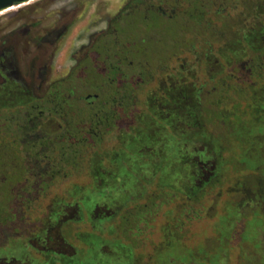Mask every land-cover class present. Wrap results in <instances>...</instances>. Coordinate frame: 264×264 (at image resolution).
<instances>
[{"label": "rangeland", "instance_id": "374dc122", "mask_svg": "<svg viewBox=\"0 0 264 264\" xmlns=\"http://www.w3.org/2000/svg\"><path fill=\"white\" fill-rule=\"evenodd\" d=\"M128 2L129 0H32L28 4L17 5V8L13 11L9 10L0 14V38L13 30L22 29L26 24L32 28L35 27L31 33L32 36H35L40 31L52 30L58 23L64 26L68 24L71 18L78 17L67 35L64 36L55 49L49 81V83H52L69 76L76 63L75 58L80 56L82 49L89 47L102 34L108 32L109 21L121 12ZM34 4L37 5L35 8L31 10L27 9ZM20 10H24V12L15 16ZM260 11L264 12V6L260 7ZM183 20L184 18L182 16L177 18H162L152 25L153 28L147 29L146 32L137 26L136 20H130L126 23L122 32V42L124 44L126 42H134L137 45V48L133 49L135 50L140 47V41L146 39L143 47L147 50V58L151 61V66H139L147 75L151 74V81L147 83L145 77L144 79H141L140 76L138 77L139 79L136 78L138 75L136 67L122 66V76H120V79L126 87L129 86L131 89L133 88L132 86L142 82L136 91L137 94H141V103L137 109L139 119L137 124L134 125L135 127L133 126L131 128V132L134 135H131V140L129 138L128 140L127 138L125 139L126 134L124 132H129L130 127L125 129L128 124L126 126L123 124L125 128L123 127L115 131L106 138L103 148L92 159L94 160L95 176L98 180L94 181V177L89 175V171L88 173L85 171L80 176H73L69 181L60 182L44 198H40L37 201L32 200L26 209L19 208L18 203L10 205L11 193L9 192V188L6 187L5 190L0 188V258L7 257L10 259V256L16 255L20 260L23 259L22 261H24L27 253H29L31 255L30 264H131L130 262L136 264L140 258L139 256L143 255L142 260L148 261V255L159 252L162 254V261L165 260V256H169L170 254L176 256L179 254L181 262L206 264L204 257L207 256L210 258L211 264H216L221 250H226L227 253L231 250L229 244L228 246L227 244L224 246L218 243V239L227 238L229 240L232 235L231 231L227 230L228 227L224 228L226 226L222 225L224 222L221 217V212L222 209L226 208L228 209L229 215H232V213L235 214L236 206L241 209L245 206V197L243 198L240 195L231 197L232 194H228L227 192L231 188H235L238 181L243 182L244 175H248L251 172V169L243 170L241 165H236L237 163L247 162L248 167H254V163L251 165L247 161L251 156L247 158L243 155V158L240 150L237 148L238 143L234 141L232 136L230 138L226 135L228 142L226 148L228 150L226 149L222 153L219 149L221 145H207V141L212 136L211 134L216 135L219 131L221 132L220 126H203L202 129L197 128L194 131L187 128V126H180L178 136L176 134L168 135L167 133H170V131L172 133L170 126L162 121V125H164L160 127L161 121L157 120L159 118L156 119L158 124H155L148 117V113L149 116L153 114L151 112L152 108L153 110L159 109V111L165 109L163 104L166 101L165 96L170 94L171 89L169 88L172 81H175V83L178 82L176 84L179 87L180 101L183 100V97H181L182 94H200L199 99L204 103L208 102V99L204 97L205 91L208 89L211 90L213 86L231 75L233 66L230 64L247 59L251 52L248 48L257 46L259 48L264 41L261 40L260 36H257L258 38L253 36V39L247 44L238 43L234 45L232 41H223L221 44H215L214 48L216 51L219 47L226 46H229V50L227 49L226 53L222 56L216 55L213 57L209 60V64L206 62L207 59L204 60L205 57H203L198 49V55H201V57H194L193 54L191 56L185 53L182 56V61H172L173 64H169L168 66H157L160 61H165L170 56L173 49L178 48L185 34L189 33L191 28L193 29L191 24L187 25ZM34 45L36 44L33 43L30 53H27L28 56L35 52L36 46ZM27 54L23 56L24 63L29 62ZM197 57L198 59L203 58L202 64L200 63L199 66L195 64L188 66ZM134 59L140 60L141 55L135 54ZM116 63L118 64V62ZM182 63H186L185 66H181ZM89 66L92 65L90 64ZM85 77L86 80L83 81V84H93L96 87L105 85L102 78L93 76V74L88 75V77L86 75ZM111 93L113 94V88L110 87V90L106 89L103 92L104 98H109ZM87 94L93 95L95 92L89 90ZM162 96H164V99H161ZM197 102L198 100L195 98V102L188 104L185 102L182 105V107H188L190 112L193 113L195 117L194 122L196 123H198V119H201V112L198 109ZM242 103V108H244L246 103ZM193 107L194 110H192ZM154 114H157V112ZM180 114H182L180 122L182 120L185 122L186 119L184 118L187 117L180 112L178 116ZM141 118L142 122L140 121ZM249 120V113L244 114L240 112V114L236 113L229 120H225V124H231L234 130H239V124L243 122L246 124ZM249 125L246 127L243 126L242 128L245 132L249 131L250 135L254 134L256 136L258 144L256 146L257 149L253 152L258 153L259 157L261 155V160H264V148H262V146L264 147V123L262 124V128L258 129H256L255 124L251 123ZM59 126L60 122L58 120L50 119L44 125V130L48 133H56L59 131ZM144 126H152L154 129L158 128L159 139L163 140L167 138L169 144L166 146L165 141L159 144L153 142V147L156 144L160 145L156 146L155 153L149 156V152L147 151L146 158H141L142 153H140L138 147H141L142 141L139 145L135 143H138L142 138L144 139V135H141V132L140 134L137 133L138 128H144ZM205 129L209 135L207 133L204 135ZM138 138L141 139L136 141ZM147 139L149 140L150 138L147 136ZM172 140L173 142H171ZM170 142L173 149L169 146ZM179 142H181V145L185 144L187 146V155H184L185 158L180 153ZM220 142L224 145L226 144L224 141ZM204 147L208 149L204 151ZM193 148H197V150ZM183 150L185 151V149ZM197 152H205V154L210 156H216L222 163L225 161L221 167V171L217 174L218 176L224 175V177H221L218 186L210 187L211 184H209L205 187V190L211 191L212 193L204 199V202L207 208H213L211 209V213H213L212 215L214 217L209 219L206 216L202 220L195 222L192 228L193 235L190 234L191 231H187L179 237L180 242L175 243L173 241L175 250L174 253H171L166 251L165 243L167 239L171 238L170 232L172 222L174 221L173 214L171 213V216H168L167 212L175 208V206L170 205L162 208L160 214L154 221L153 227L147 229L142 236L138 237V241L141 242L143 239H147L146 249L144 250V246L140 244L139 247L134 249V246L138 245L136 244L137 236H129V232H131V226L140 219L139 212L136 209L134 210V208L138 205H145L148 202V197L157 190L158 186L161 187L162 184H166L165 186L168 185V189L173 188L188 194L187 187L189 186H187V182L190 173L193 171L192 164L189 163H191V157L198 158L199 153ZM112 153H121L124 156V160L120 162L124 166L121 172L122 175L118 179H115L116 181L110 179L112 177L110 171H113ZM142 159L146 163L141 162ZM259 165L262 167L261 174L263 175L264 163H260ZM159 167L160 169H158ZM98 168L103 169L102 174ZM92 185L93 187L108 186L107 188H111V190L103 193L102 189H100L99 193L96 192V194L94 192L87 193L86 188ZM76 187L80 188L81 192L75 190ZM71 192L74 194L73 197ZM94 195L99 196L102 202L99 203L94 198ZM110 201L117 203L121 207L126 206L127 211H134L129 213L124 221H120L119 213L115 214L114 212L118 208L114 209V203ZM97 202L100 207H97V204L91 211H87L84 207V203L92 207ZM65 205H68V207L66 208ZM148 210L150 209L145 208V211ZM243 211L242 209L241 212ZM199 213L203 216L201 210H199ZM50 214H53L54 218L50 226L57 228L61 218V223L64 222V225L60 227L62 230L67 231L66 235L68 240L72 243V245L69 243L70 246L63 244L62 247H66L67 253L74 252L75 250H77V253H73V256H61V258L57 256L55 257L57 260H50L48 263H43V257L39 255V251L36 250V247L30 241L33 240L34 242L36 238L39 239L41 237L43 239L45 237L46 234L42 233L43 227L48 225ZM63 214H66V216H60ZM236 219V233L233 236L235 244L232 246L234 250L224 260H228L229 264H237L238 262L241 264H264L263 259L259 258L261 256L260 250L254 253V247L251 249V243L249 242L244 246L242 245L247 240L255 242L261 239V234L259 236V233L264 228V214L259 212L257 216H253L250 220H246L242 216H237ZM118 226H120L119 231L117 229ZM140 227L142 229L144 228L143 225ZM58 230H56V233H58ZM127 232L129 238L121 236V234ZM117 235L119 237L121 236L122 239L118 238ZM126 240H129V242ZM204 240H207L206 244L203 243ZM239 242V247H236L235 245ZM39 247L42 248V245ZM192 248H194L195 252L194 259L189 257L190 252L188 250ZM52 254L54 253L52 252ZM128 257H131L132 261Z\"/></svg>", "mask_w": 264, "mask_h": 264}, {"label": "trees", "instance_id": "16d2710c", "mask_svg": "<svg viewBox=\"0 0 264 264\" xmlns=\"http://www.w3.org/2000/svg\"><path fill=\"white\" fill-rule=\"evenodd\" d=\"M127 5L115 18L109 21L110 31L102 34L94 43V50L90 57L92 62L102 64L105 61L115 64V62L125 63L128 61L129 53L137 48L134 42L124 44L121 40L124 27L130 20H136L137 26L146 32L147 29L153 28L152 25L159 19L182 16L183 22L187 25L191 24L193 27L186 34H192L194 37L188 41L183 39L179 43V47H188L194 56L201 57L197 52L199 49L208 64L209 60L216 55H224L229 47H219L216 51L215 44H221L223 41H232L234 45L247 44L253 39V36L256 38L260 36L264 41V12L260 11V7L264 6V0H130ZM36 6L34 4L27 9L31 10ZM22 12L24 10H20L15 16ZM76 19L78 17L71 18L65 35L74 25ZM61 25L58 23L52 30H45L43 34L49 31H58L62 28ZM9 36L17 37V34H10L6 37ZM142 42L143 40L140 41L141 44ZM55 49L52 50L53 54ZM248 49L251 52L247 59L230 64L233 66L231 75L213 86L211 90L205 91L204 97L208 99V102L204 103L201 99L197 102L201 112V125L221 127V132L219 131L216 135L211 134L212 136L207 142L221 145L219 149L222 153L228 145L226 135L230 138L232 136L238 143L237 148L242 156L245 155L247 158L250 154L256 156L253 151V153L248 152V145L255 135H250L249 131L245 132L242 127L250 126L249 124L252 123L258 129L262 128L264 123V42L259 48L257 46ZM16 53L19 57L20 52L17 50ZM22 62L19 59V68L21 67L19 63ZM120 69L121 66H110L108 73L102 71L100 66H86L82 71H73L68 77L52 83H49L50 77L42 80L39 77L37 79L35 75L34 83L40 89L35 92L34 99L27 104L0 110V188L3 190L6 187L9 188L10 205L18 203L19 208L26 209L32 200L37 201L44 198L60 182L69 181L73 176H80L85 171L87 173L89 171V175L94 177V181L98 180L95 176L93 157L103 148L108 136L124 127L125 120L130 113L136 110L138 105L136 91L140 83L136 84V87L132 86L131 89L129 86L126 87L120 79L122 76ZM20 72L23 73L22 68H20ZM92 74L102 78L105 85L96 87L93 84H83V81L86 80L85 76L88 77ZM82 75H85V78H79ZM109 78L114 79L113 84L107 83ZM110 87L113 88V94L111 93L109 98H104L103 92L106 89L110 90ZM89 90L94 91L96 96L87 100ZM242 102L246 103L244 108H242ZM178 105L180 108L178 112L186 113L185 110L188 107H182V103ZM240 112L249 113L250 120L246 124L245 122L240 123L237 131L234 130L233 125H226L225 120H229ZM181 115L178 116V120ZM49 119H56L60 122L61 128L58 132L48 133L44 130V125ZM204 131V135L208 134L206 129ZM220 141H224L226 144L224 145ZM164 143L167 146L166 141ZM179 145L180 153L185 158L187 146L181 145V142ZM123 158L121 153H112L113 171L111 172L109 169L112 175L111 180L118 179L122 175L124 166L120 162L124 160ZM240 165L243 170L247 167L244 164ZM98 170L102 174L103 169L98 168ZM165 185L158 186L157 190L148 197V202L145 205H138L134 208L140 214V219L131 226V232H129V236H137L136 244L138 245L134 246V249L139 247V244L142 245L141 241H138V237L153 227L162 208L170 205L175 206L167 212V215L173 214L172 227H174L173 224H177L180 228L178 230L182 231V235H184L187 231L182 227L189 224L191 214L200 216L199 210L202 211V208L205 207L204 189L191 195V193L175 190L171 186L169 187L173 190L168 189V185ZM212 185L213 183H211ZM88 187L86 192H94V194L99 193L100 189L103 193L111 190V188H107L108 186L93 187L92 185ZM75 190L81 192L78 187ZM71 195L73 197L74 194L71 192ZM94 198L99 203L102 202L99 196L94 195ZM98 202L92 207L89 204L88 207L84 203V207L87 211H91L97 204V207H100ZM113 206L114 209L118 208L114 212L115 214L119 213L120 221H124L128 214L134 211H127L126 206L121 207L117 203H114ZM65 207L67 208L68 205ZM145 208L150 210L145 211ZM122 211L124 212L121 213ZM170 219L172 218L170 217ZM49 220L48 225L50 226L54 220L53 214H50ZM48 225H45L46 229H49ZM63 225L64 222L57 228L55 226H50V228L55 232L59 229L58 238L63 241V244L70 246L69 243L71 245L72 243L68 240L67 231L61 229ZM141 225L144 226L143 229L140 227ZM117 229L119 231L120 226ZM127 234L128 232L121 236L129 238ZM121 236L117 235L118 238ZM126 241L129 242V240ZM73 253L76 254L77 250L67 253L66 247L62 252L67 256H73Z\"/></svg>", "mask_w": 264, "mask_h": 264}, {"label": "flooded vegetation", "instance_id": "af4514ba", "mask_svg": "<svg viewBox=\"0 0 264 264\" xmlns=\"http://www.w3.org/2000/svg\"><path fill=\"white\" fill-rule=\"evenodd\" d=\"M130 1V0H129ZM128 6V5H127ZM126 6V7H127ZM173 11V10H172ZM27 28L23 27L20 30H13L11 32H9L8 34H6L5 36L0 38V110L1 109H5V108H10L12 106H17L19 104H24V103H30L33 99H34V95L35 92L38 91L40 88H37V85L34 83L35 81V75L37 76V79L39 77V79L45 80L48 79L51 75V71H52V66H53V58L55 56V53H52V50H54L56 48V46L58 45V43L64 38L65 36V31L67 30V28L69 27V22L68 24H65L64 26H61L62 28L58 31H49L46 32L45 34H43V32L40 31L39 34H36L35 36H32L31 33L33 32L35 27H30L29 25H24ZM111 26L110 24L108 25V31H110ZM10 34H17V37H6ZM20 36V37H19ZM194 37V35H190V34H186L184 39L186 41H188L189 39H192ZM4 38H6L4 40ZM98 40V39H97ZM96 40V41H97ZM94 41V43L96 42ZM146 39H143L142 44L140 45V47L138 49L133 50L132 53H129L130 55L127 57L128 61L125 63H107L105 61L102 62V64H98L92 62V60L90 59L91 54L93 53L94 50V43H92L89 47H85L82 49V53L80 54L79 57L75 58V65L73 67V69L71 70L70 74L73 71H79V70H83L84 67L89 66L90 64L92 66H100L102 68V71H106L109 73V67L110 66H121L122 70V66H132V67H136V71L138 73V75L136 76L137 79H139L138 77L140 76L141 79H144L145 77V81L147 83V81L149 82L151 79V74L147 75V73L143 70L142 68L139 66H151V61L147 58V50L143 47V44H145ZM33 43H35L36 45V50L33 54H30L28 56L27 53H30V49L33 47ZM15 46V47H14ZM52 48V50H51ZM20 52V56H17L16 51ZM188 53L192 56V51L188 48V47H179L176 49H173L170 53V56L164 61H160L157 66H168L169 64L172 65L173 62L172 61H182V56L183 54ZM27 54V56L29 57V62L24 63L23 61V56ZM53 54V57H52ZM135 54H140L141 55V59L137 60L134 59V55ZM31 56V57H30ZM194 56V55H193ZM196 57V56H194ZM22 62L19 63L20 64V68H22L23 73L20 72V68L18 66V61ZM202 59L203 58H196L194 60V62L188 66H192L193 64L199 66L200 63L202 64ZM186 63H182L181 66H185ZM109 66V67H106ZM35 71V74H34ZM37 71V72H36ZM152 73V72H150ZM69 74V75H70ZM85 75L79 76V78H85ZM104 76H106V74H104ZM147 76V77H146ZM153 76V75H152ZM68 77V76H67ZM147 79V80H146ZM114 79H110L109 78V82H107L108 84H113ZM171 81V79H169ZM144 82V80H143ZM142 83V82H141ZM140 83V84H141ZM178 83V82H176ZM175 81L171 82V86L169 89L170 90V94L165 96L166 97V101L163 104L165 109L164 110H160L156 109V110H151V112L153 113L151 116H149L148 113V117L155 122V124H158V122H156V119L161 121L160 122V127L162 125V121L166 122L168 124V126H170V129L172 130V133L170 131V133H167L168 135H172V134H176L178 136L179 134V127L181 126H187V128H189L190 130L194 131L197 128L202 129L203 126L201 125L200 119H198V123L194 122V115L193 113L190 112L189 108L186 111V113H184V116L187 117L186 121L183 122V120L180 122V120H178V109H179V103L181 102L182 104H185V102H187V104L189 102H195V98H197V100H199V95H189V94H182L181 97H183V100H179L180 94L178 92V84H176ZM139 84V83H138ZM136 87V85H134ZM172 92V93H171ZM140 93L137 94V99H138V105L136 107V110L132 113H130V115L127 117V119L124 122V125L126 126V124H128V126L125 128H129L130 127V131L129 132H124L126 134L125 139L129 138V140H131V128L137 124V121L139 119L138 117V112L137 109L140 107ZM93 96H96V94L93 95H88L87 96V100L91 99ZM161 99H164V96H162ZM180 101V102H179ZM155 112H157V114H154ZM189 113V115H187ZM157 116V117H156ZM50 120V119H49ZM48 120V121H49ZM189 120V121H188ZM140 121L142 122V118L140 119ZM129 122V123H128ZM47 123V122H46ZM45 123V124H46ZM196 123V124H195ZM166 126L168 129L169 127ZM135 127V126H134ZM61 126H59V130H60ZM161 129V128H160ZM134 131V130H133ZM144 135V139L142 138H138V140L136 141H140L138 143H135L137 145H139L142 141V145H140L141 147H138V150H140V153H142L141 158H146V154L147 151L149 152V156H151V154L153 155V153H155V148L156 146L161 143L162 141H167V138L165 139H159L158 137V128H153L152 126L147 127L144 126L138 128V134ZM136 134V133H135ZM150 138L149 140L147 139ZM157 136V137H156ZM156 137V138H155ZM147 139V140H145ZM254 139V141H253ZM133 140V139H132ZM152 140V141H151ZM179 140V139H178ZM153 142H157L158 144L155 145V147H153L154 143ZM173 142V140L171 141ZM171 149H173L172 145ZM131 144H134L132 142H130ZM180 143V142H179ZM208 143V142H207ZM167 144H169V142L167 141ZM258 142H257V138L256 136L254 138H252L251 143L249 144L248 147V152L250 153V151H254L257 146ZM163 145V143H162ZM207 145H210V143H208ZM255 145V147H254ZM263 145V144H262ZM160 146V145H158ZM262 148H264L262 146ZM157 149V148H156ZM196 149L197 148H193ZM204 151H206L208 148L204 147ZM162 150V147H161ZM253 153V152H252ZM255 153V152H254ZM145 154V155H144ZM202 154V155H201ZM199 154L198 158L191 157V163L192 167H193V171L190 173V176L188 178V182H187V187L188 188V194L191 193V195H194L197 192H201L204 189V194L203 196L206 198L208 196H210V194L212 193L211 191L209 192L208 190H205V187L209 184H211V182L213 183L212 186L210 187H216L218 186V184L220 183L221 177H224V175L222 176H218L217 174L221 171V167L223 165V163L225 162H220L219 158L216 156H210L208 154L201 153ZM256 156H252V154H250L248 156L249 159H247L248 163H251V165L254 163V167H248L247 166V162H243V163H237L236 165H240V164H244L246 167V169H251L250 173L248 175H244L245 177L243 178V182H237L235 185V188H231L227 193L228 194H232L231 197L240 195L241 197L243 196V198L245 197L246 202H245V206L242 207V209L244 210L243 212H241V208L236 206L235 207V214L232 213V215H229V212L227 211L228 209L224 208L222 209L221 212V217L223 219L222 225L226 226L224 228H227V230L231 231V238L229 240H227V238H220L218 239V243L219 245H224L231 247V250L227 253L226 250H221V252L218 255V259L216 264H229L228 260H224L228 258V255L234 250L232 248V246L235 244L234 241V234L236 233V225H237V216H242L244 219H251L253 218V216H257L259 214V212L264 214V174L262 175V167H260V163H264V160H261V155L260 157L258 156V153H255ZM167 155V154H166ZM247 157V156H246ZM255 158V159H254ZM141 162L146 163V161H143V159L141 160ZM197 166V167H196ZM198 168V170H197ZM160 169V167L158 168ZM162 172V170H160ZM261 172V173H260ZM158 174V173H157ZM190 192V193H189ZM190 195V196H191ZM244 201V199H243ZM242 203V202H241ZM211 209L213 208H207L206 205L204 208H202V214L203 216H197V215H193L194 213L191 214L190 220H189V224L187 223L186 226H183L182 228L185 229L186 231H191L190 234L193 235L192 233V228L194 227V223L197 221L202 220L204 217L207 216V218H211L214 217L211 213ZM62 216H66V214H63ZM63 217V218H64ZM248 220V221H249ZM59 225H61V221L62 219L60 218L59 220ZM174 227H172L171 232H170V239H167V242L165 243V249L168 252L174 253V248L175 245L173 243V241L175 243L180 242L179 237L182 235V231L178 230L180 229L179 226H177V224H173ZM49 226V225H48ZM43 231L42 233H45V237L42 239L41 237L39 239L36 238V240H31L30 243H33V246L36 247V250L39 251V255H41L43 257L42 261L47 262L50 260H57L55 257L59 256L61 258V256H67L66 254H62V252L65 250L63 246V241L60 240L58 238V233H56L55 231L51 230L50 226L49 229H46L45 226L43 227ZM235 230V232L232 233V231ZM179 231L181 232L179 235ZM264 228L261 229L259 236L261 234V239L256 240L255 242L251 241V240H247L244 241L242 244L243 246L246 245L248 242L251 243V249L254 247V253H257L260 250L261 256H259V258L263 259L264 261ZM18 234V233H17ZM18 236V235H16ZM258 236V237H259ZM225 239V240H224ZM208 240V239H207ZM207 240H204L203 243L206 244ZM243 240V239H242ZM241 240V242H242ZM17 242V241H16ZM142 246H144V250L146 249V244H147V239H143L142 240ZM40 244V245H39ZM203 244V245H204ZM42 245V248L39 247ZM240 242L235 245L236 247H239ZM40 248V249H38ZM57 248V249H56ZM35 249V248H34ZM193 250V251H191ZM191 250H188L190 252V256L191 258L194 259L195 257V252H194V248H192ZM177 251V250H176ZM262 251V252H261ZM52 252L54 254H52ZM155 252V251H154ZM188 252V253H189ZM177 253V252H176ZM162 254L159 252H155L153 254H150L147 256L148 261L142 260L143 259V255L139 256V260L138 263L136 262V264H161V262H164L165 264H195L194 262H181L179 259V254L176 256L173 255H169V256H165V260H163V257L161 256ZM184 255V254H183ZM257 255V254H256ZM30 254L27 253V256L25 257L26 259L24 261L20 260L19 257H17L16 255H12L10 256L11 258L8 259L7 257L5 258H0V264H30L31 259H30ZM54 256V257H53ZM130 261H132L131 257ZM204 261L206 264H211V260L209 257L205 256L204 257ZM132 264V262H130ZM162 263V264H164ZM237 264H241L240 262H238Z\"/></svg>", "mask_w": 264, "mask_h": 264}, {"label": "water", "instance_id": "95a60500", "mask_svg": "<svg viewBox=\"0 0 264 264\" xmlns=\"http://www.w3.org/2000/svg\"><path fill=\"white\" fill-rule=\"evenodd\" d=\"M30 0H0V11L7 9L9 7L21 5L24 2H27Z\"/></svg>", "mask_w": 264, "mask_h": 264}, {"label": "bare ground", "instance_id": "6f19581e", "mask_svg": "<svg viewBox=\"0 0 264 264\" xmlns=\"http://www.w3.org/2000/svg\"><path fill=\"white\" fill-rule=\"evenodd\" d=\"M31 1H32V0L27 1V2H24V3H22L21 5L28 4V3H30ZM15 8H17V6L9 7V8H7V9H4V10L0 11V14L3 13V12L9 11V10H12V11H13Z\"/></svg>", "mask_w": 264, "mask_h": 264}]
</instances>
